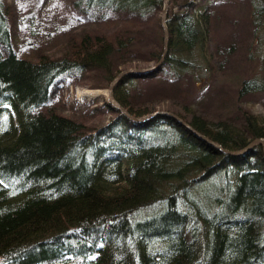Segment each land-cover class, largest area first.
Here are the masks:
<instances>
[{
	"label": "trees",
	"instance_id": "obj_1",
	"mask_svg": "<svg viewBox=\"0 0 264 264\" xmlns=\"http://www.w3.org/2000/svg\"><path fill=\"white\" fill-rule=\"evenodd\" d=\"M195 1L167 0L162 64L114 86L132 117L151 113L130 104L137 78L200 85L221 66V52L211 49L212 7ZM248 2L264 58V0ZM73 7L97 26L73 37L61 57L33 62L15 53L0 0V264H264L261 146L226 155L169 115L135 123L115 109L113 120L88 132L49 106L64 74H97L92 87L108 88L136 57L157 64L163 53L162 0H73ZM110 17L122 19L108 31L101 25ZM263 90L264 79L253 76L237 96ZM171 112L230 152L264 139V124L239 104L236 124L187 119L185 106Z\"/></svg>",
	"mask_w": 264,
	"mask_h": 264
},
{
	"label": "rangeland",
	"instance_id": "obj_2",
	"mask_svg": "<svg viewBox=\"0 0 264 264\" xmlns=\"http://www.w3.org/2000/svg\"><path fill=\"white\" fill-rule=\"evenodd\" d=\"M4 1L10 13L14 51L17 56L33 62L40 56L61 57L73 37H80L90 27L97 26L95 20L78 13L73 0ZM195 4H210L212 7L211 49L221 52L220 61H217L221 66L206 83L200 85L190 79L177 82L163 74L152 79L137 78L129 89L131 106L138 111H151L149 115L157 113L154 116L173 115L171 111L181 114L185 106L189 111L185 115L187 119L192 115L208 121L230 118V122L236 124L242 121L234 116L239 104L241 111L264 124V90L243 94L240 98L237 96L242 81L253 76L264 79L262 38L254 33L248 0H196ZM120 19L110 17L101 26L112 30ZM142 61V57H136L131 68L124 70H146L156 65ZM96 80L101 82L97 74L60 76L51 88L49 106L57 114L81 123L88 132L106 125L115 114L108 103V88L92 87ZM95 91L100 93L94 95ZM87 92L90 97L85 95ZM214 183L217 182H210L211 185Z\"/></svg>",
	"mask_w": 264,
	"mask_h": 264
},
{
	"label": "water",
	"instance_id": "obj_3",
	"mask_svg": "<svg viewBox=\"0 0 264 264\" xmlns=\"http://www.w3.org/2000/svg\"><path fill=\"white\" fill-rule=\"evenodd\" d=\"M163 1V11L161 13V25L163 27L164 30V46H163V53L162 56L159 60V62L146 70H123L121 71L119 74H117L114 79L111 81V83L108 86V89L106 91V95L108 97V103L110 104V108L111 109H115L118 110L121 114H123L127 119H129L132 122H141L143 120H145V118H149L150 116H154L157 113H153L151 115L146 116L145 118H138V117H132L127 111H125L113 98V89L114 86L118 83V81L125 75L127 74H131V73H146L149 71H153V70H157V68L162 64L165 53H166V45H167V31H166V27H165V17H166V11H167V0H162ZM159 114V113H158ZM171 117H173L174 119H176V121L178 123H180L183 127H185L186 129H188L193 135H195L197 138H199L200 140L204 141L206 144L211 145L215 148H217L221 153H224L226 155H230V156H238V155H243L246 152H248L249 150H251L253 147L255 146H261L262 150H263V154H264V140L263 139H258L255 140L253 142H251L248 146H246L244 149H242L241 151L238 152H230L227 150H224L223 148H221L218 144L210 141L209 139L205 138L204 136L198 134L196 131H194L186 122H184L182 119L178 118L175 115H169Z\"/></svg>",
	"mask_w": 264,
	"mask_h": 264
},
{
	"label": "bare ground",
	"instance_id": "obj_4",
	"mask_svg": "<svg viewBox=\"0 0 264 264\" xmlns=\"http://www.w3.org/2000/svg\"><path fill=\"white\" fill-rule=\"evenodd\" d=\"M100 92L99 91H95V92H93V94L94 95H98ZM87 97H90V93L89 92H87L86 94H85ZM92 95V94H91Z\"/></svg>",
	"mask_w": 264,
	"mask_h": 264
}]
</instances>
